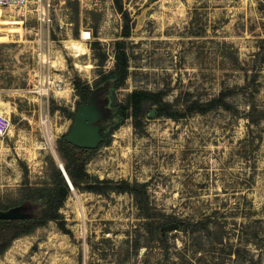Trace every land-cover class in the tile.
I'll return each instance as SVG.
<instances>
[{"label": "rangeland", "instance_id": "rangeland-1", "mask_svg": "<svg viewBox=\"0 0 264 264\" xmlns=\"http://www.w3.org/2000/svg\"><path fill=\"white\" fill-rule=\"evenodd\" d=\"M36 7L0 8V113L11 123L0 204L29 211L18 204L42 189L50 161L62 162L58 141L75 124L51 114V101L77 113L79 90L103 89L119 57L127 78L104 97L102 144L86 171L109 186L145 187L138 201L72 191L64 227L52 221L16 240L0 264H264V0H54L49 23ZM135 90L182 118L151 106L135 119ZM168 218L209 228L161 233Z\"/></svg>", "mask_w": 264, "mask_h": 264}, {"label": "trees", "instance_id": "trees-1", "mask_svg": "<svg viewBox=\"0 0 264 264\" xmlns=\"http://www.w3.org/2000/svg\"><path fill=\"white\" fill-rule=\"evenodd\" d=\"M127 74V59L124 57H119L117 59V75L113 80H111L113 82L107 80L106 76H103L102 79L107 80L106 86L103 89L96 88L95 90H93L89 86L80 89V101L77 103L76 110H78L81 105L88 104L91 100H93L95 109L101 111V106L105 103L104 97L107 92L111 88L120 87L121 85H123L124 81L127 78ZM129 102L130 105L134 107L133 111L135 113V119L138 118L139 112L143 110L145 111L151 106H158V115L169 119L178 120L182 118L183 115L172 106L168 104H162V102L155 94L147 91L135 90L130 95ZM57 111H60L61 113L67 115V117L72 120H74L77 114L76 112H71V110H68L67 108L57 106L53 101H51V114H55ZM102 120L103 119L97 122L96 126L101 128L100 124ZM67 136L68 134L64 135L58 141L57 151L63 162L65 171L75 190L101 195L107 194L109 191H114L116 193H130L133 196L135 195V199L138 201V190L143 189L145 185L138 183H126L124 186H109L108 181L93 178L87 173L86 166L102 143H100L96 149L80 148L69 143L67 141ZM49 163V174L47 176V180H45V182L41 184L42 189L36 190L35 193L32 194H26L30 188L27 189L26 193L24 194V202L22 201L21 204H18L29 207V211L24 212V215H22V217L18 219H0V257L10 249V247L16 240L33 234L37 229L45 227L49 222L54 221L59 223V225H61V228L64 227L65 220L64 216L61 213V210L65 206L68 198L71 196L72 191L61 169L53 161H50ZM10 207L11 206L5 204H0V213L9 212ZM178 223H181L180 229H182L185 233L191 232V234H196L198 233V231H208L209 228L207 222L204 221H199L197 223H185L168 218L163 222L158 223L157 229L161 231V233H164V229ZM159 241L163 243V240ZM217 241L210 247H212L211 251H213V254L217 252L216 254H218L219 256L218 259H220L225 253L224 247L226 246V244H224L223 240ZM231 249L232 250L228 254L229 256L232 254H236L237 257L241 256L240 247H236L233 249V247L231 246ZM200 250L201 248L197 247L195 253H200ZM195 253L193 251L194 256ZM184 256L186 258V256L188 257V254L185 253ZM189 259L194 261L193 258ZM194 263L196 264L195 261Z\"/></svg>", "mask_w": 264, "mask_h": 264}, {"label": "water", "instance_id": "water-1", "mask_svg": "<svg viewBox=\"0 0 264 264\" xmlns=\"http://www.w3.org/2000/svg\"><path fill=\"white\" fill-rule=\"evenodd\" d=\"M152 115H155V111L152 112ZM102 119L101 111H98L94 107L93 100L88 104L81 105L77 114L74 118V126L71 132L67 136V141L77 147L86 148V149H96L101 143V128L96 126V123ZM58 166L64 174L71 191H74V187L65 171L63 163L57 159ZM21 214L14 213H2L0 219H18L21 218ZM170 231H176L178 225L174 224L167 227Z\"/></svg>", "mask_w": 264, "mask_h": 264}, {"label": "built area", "instance_id": "built-area-1", "mask_svg": "<svg viewBox=\"0 0 264 264\" xmlns=\"http://www.w3.org/2000/svg\"><path fill=\"white\" fill-rule=\"evenodd\" d=\"M32 2L37 6L35 11L43 22H51V9L54 0H0V8H26ZM10 118L0 113V139H3L10 128Z\"/></svg>", "mask_w": 264, "mask_h": 264}, {"label": "bare ground", "instance_id": "bare-ground-1", "mask_svg": "<svg viewBox=\"0 0 264 264\" xmlns=\"http://www.w3.org/2000/svg\"><path fill=\"white\" fill-rule=\"evenodd\" d=\"M85 38V37H84ZM88 38V37H87ZM69 48H71L72 50H74L77 54H81V53H84V49L81 47V45L80 44H72L71 45V47H69ZM47 91H48V89H46V88H41V90L39 91V93L40 94H46L47 93ZM2 112V111H1ZM4 114H7V112H3ZM7 116V115H6ZM9 117V116H8ZM44 123V126H45V130H46V134H47V140H48V143L50 144V146H51V148L53 149V145H52V140H53V138H52V135H51V131H50V129H49V127H48V125L45 123V122H43ZM2 143V139H0V144ZM0 147H1V145H0ZM0 151H1V149H0ZM53 151H54V149H53ZM55 152V151H54ZM54 154H56V152L54 153Z\"/></svg>", "mask_w": 264, "mask_h": 264}]
</instances>
